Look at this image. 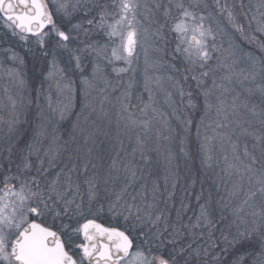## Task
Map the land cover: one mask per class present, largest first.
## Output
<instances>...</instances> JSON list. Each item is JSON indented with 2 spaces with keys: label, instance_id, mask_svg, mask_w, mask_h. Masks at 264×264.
<instances>
[{
  "label": "snow or ice",
  "instance_id": "obj_1",
  "mask_svg": "<svg viewBox=\"0 0 264 264\" xmlns=\"http://www.w3.org/2000/svg\"><path fill=\"white\" fill-rule=\"evenodd\" d=\"M0 25L47 61L34 97L24 95L23 57L8 48L18 67L0 61V81L8 78L0 87V264H264V0H0ZM225 35L226 48L217 42ZM245 42L262 55L245 52ZM141 53L148 99L137 94L133 103L136 81L122 77ZM78 91L84 103L75 112ZM117 91L111 113L106 102ZM157 93L170 113L156 106ZM201 99V162L220 168L225 195L209 193L194 220L182 222L178 211L173 222L145 164L151 151L161 154V139H173L171 118L190 129L187 112ZM33 103L39 122L22 142ZM73 115L65 140L60 122ZM113 115L120 150L105 166L97 149ZM122 136L134 140L130 153ZM165 153L171 165L172 148Z\"/></svg>",
  "mask_w": 264,
  "mask_h": 264
},
{
  "label": "rangeland",
  "instance_id": "obj_2",
  "mask_svg": "<svg viewBox=\"0 0 264 264\" xmlns=\"http://www.w3.org/2000/svg\"><path fill=\"white\" fill-rule=\"evenodd\" d=\"M245 3H251L253 6H255V4L258 3V0H245ZM4 29H2L3 32H9L11 37L15 38L18 41L16 37L12 36L9 30H7L5 27ZM93 38L95 39L98 37L93 36ZM169 40H171V37H169ZM217 42L218 44H223V46L226 48L228 47L229 44V37L227 35L218 37ZM237 43H239V41H237ZM76 46H77L76 43L69 45L70 48ZM242 46L245 52L252 53V55L256 58H259L262 55V53L255 44H247L245 42ZM5 50L6 48H1L0 45V61L3 62V68L6 69V68L18 67V62L17 63L12 62L9 59L10 54L6 53ZM13 50L17 52L19 56L23 57L24 59L23 66H19L22 75L24 79L27 81V85H28L27 88L24 90V95L28 96L29 93L31 92L34 97L35 93L32 90L40 86L39 83L41 78L40 70H46L47 61L44 58H42V53L35 47L34 44H28V45L22 44V46ZM60 59H61V63L63 64L68 59L67 53H64L60 57ZM33 61H35V63ZM133 67L135 69V72L134 73L129 72L128 74H125L122 77V79L126 83L128 79L134 77L136 81V87H134L133 95H132L133 103H137L136 100L137 94H141L142 98L145 101H147L148 99L147 93L143 89V54L142 53L140 56L139 64L138 65L134 64ZM177 67H179L181 69V72H183L182 65L178 64ZM0 75H3V73L0 72ZM208 83L211 84L210 78L208 80ZM7 84H8V78L6 75H4V79L0 81V87ZM45 87H47V84H45ZM184 87L186 90H195L196 83L195 81H188L184 84ZM14 91L15 89H13V92ZM3 95H4L3 92L0 91V97H3ZM118 95H119V91L112 93L110 95L111 103L106 102V107L109 109L111 113H115L118 110V106L116 105L115 102V97ZM92 96H95V93L91 94L89 100L93 105H98L99 103L98 98L93 100ZM173 98L176 99L177 102L179 101V98L177 96L174 95ZM251 99L252 102L259 103L258 95H254ZM156 101H157L156 106L158 108H160L164 112L170 113L171 109H169L168 106L165 104L164 96L162 93H157ZM83 103H84V97L78 91L76 97V107L74 111L79 112L80 105ZM202 103L203 102L201 99V101L199 102V106L196 109L187 112V116L192 120V125L187 132H185L183 125L180 124L179 121H177L174 118H171V126L173 129L171 135L173 139L170 142L161 139L160 141L161 154L157 155L155 151H151L149 153L150 162L145 164V171L151 169L152 172L154 173V175L151 176V179H156L159 184V189L157 191L159 208L165 210L170 221L173 222L177 221L178 211L180 212V218L182 222L187 223L189 217H191L194 220L195 216L199 213L200 204L204 203L209 193L212 194V199L214 201L219 199L220 196L225 195L223 183L224 181H227V178L225 177L223 181L220 179V176L222 175L220 173V168L215 166H213L212 168H205L201 162V153L199 150L200 141L197 139L196 136V125L201 121V117L204 116ZM40 104L41 106H44L45 102L43 98H41ZM28 111H29V117H28L29 122L24 124L20 128L18 133L22 142L30 141L32 139L34 125L39 122L36 119L38 109L36 108L35 103L31 105ZM212 116L213 113H209L208 119L205 120V124L209 122ZM75 118L76 117L73 115L68 119H65L64 121L60 122L59 131L63 136V139L67 140L69 135L71 134L72 123L75 121ZM93 118L95 119V116H93ZM112 119H113V123L111 127L107 129L109 131V136L99 137V140L103 141V143L100 144L99 148L97 149V151L104 157V160L102 162L97 161V163H103L105 166L107 165L106 159L109 158L108 161H110V157L115 156L116 152L120 150V145L115 143L116 128H115L114 115ZM249 119H251L250 116ZM97 122L100 123V121ZM104 124L106 125L107 121H104ZM256 127H258V125H256ZM202 133H203V128H202ZM162 135L167 136L169 135V133L167 131H163ZM181 138H183L185 141L184 150L185 152L188 153L187 156H185L183 153L180 152ZM122 139L124 140V151L130 153L132 146L134 144V140L132 144H130L126 137L122 136ZM244 139H246L247 142L249 143V146H251L252 143L251 139L242 138V142ZM20 146L23 147V143H21ZM2 147L3 144H0V148ZM149 147L153 149L156 147L155 133L151 134ZM166 147H171L173 154L175 156V159L172 161L171 165H169L168 161L165 159ZM4 155H7V153H4ZM121 155H123V151H121ZM165 175L169 176V182L167 188H165L164 179H163ZM173 183H175L174 188L172 187ZM218 185L219 187H217ZM149 186L151 187V184ZM170 193L171 195H169ZM198 195L202 196V199L199 201H197ZM182 204L185 205L183 209L181 208Z\"/></svg>",
  "mask_w": 264,
  "mask_h": 264
},
{
  "label": "trees",
  "instance_id": "obj_3",
  "mask_svg": "<svg viewBox=\"0 0 264 264\" xmlns=\"http://www.w3.org/2000/svg\"><path fill=\"white\" fill-rule=\"evenodd\" d=\"M2 27L3 26L0 25V45H1V48H6L7 49L8 47H10V48L16 49V48L22 46L23 43H21L19 40H18L19 41L18 42L15 38L11 37L9 32H3L2 29H4V27L3 28ZM33 62L35 63V61H33ZM32 67H33V64H32ZM108 159H106V162L110 163V161H108Z\"/></svg>",
  "mask_w": 264,
  "mask_h": 264
}]
</instances>
